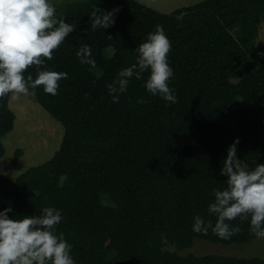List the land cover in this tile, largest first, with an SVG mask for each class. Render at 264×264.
<instances>
[{
	"label": "trees",
	"instance_id": "1",
	"mask_svg": "<svg viewBox=\"0 0 264 264\" xmlns=\"http://www.w3.org/2000/svg\"><path fill=\"white\" fill-rule=\"evenodd\" d=\"M94 1L87 11L58 16L77 31L46 66L68 78L59 82L56 96L42 86L32 95L63 127L60 147L15 180L0 176V210L11 207L10 218H19L60 209L57 232L72 245L76 264H264L259 258L175 252L194 240L227 246L257 238L239 219L230 223L241 232L229 240L191 228L195 215L215 223L207 208L213 190L224 187L220 169L234 140L240 141L243 164H264V56L256 48L264 0H202L169 15L136 0ZM97 8L120 9L112 27L91 29L89 15ZM181 12L187 15L178 22ZM157 25L171 41L169 86L177 103L146 91L148 73L133 78L119 103H112L105 84L135 62V48ZM83 44L92 48L94 68L76 56ZM250 62L259 67L251 70ZM29 73L35 77L36 66ZM9 96L0 97V159L1 139L15 121ZM21 154L18 149L14 164Z\"/></svg>",
	"mask_w": 264,
	"mask_h": 264
},
{
	"label": "clouds",
	"instance_id": "2",
	"mask_svg": "<svg viewBox=\"0 0 264 264\" xmlns=\"http://www.w3.org/2000/svg\"><path fill=\"white\" fill-rule=\"evenodd\" d=\"M119 11L95 9L89 15L91 29H109ZM186 15L181 12L176 20L182 22ZM76 31L75 23L58 18L51 0H0V97L34 96L40 86L44 93L56 96L59 82L68 74L51 70L46 60H52L53 52ZM171 47L165 29L157 25L135 48V62L105 84L112 103H119L130 81L144 79L145 73L148 76L143 86L150 95L168 104L177 103L176 90L169 86L174 79L168 60ZM76 56L82 65L96 66L90 45L79 46ZM30 66H36L35 77L31 73L25 76ZM239 143L236 139L226 149L220 169V175L226 177L224 187L211 194L214 199L207 212L216 218L215 223L195 215L191 230L196 234L206 236L211 230L220 239L229 240L241 232L239 224L230 223L239 219L249 222L250 234L264 238V164H243L238 159ZM11 212V207L0 210V264H76L72 245L63 232H57L63 219L60 209L45 207L39 216L19 218H10ZM162 242L168 243L165 237Z\"/></svg>",
	"mask_w": 264,
	"mask_h": 264
},
{
	"label": "rangeland",
	"instance_id": "3",
	"mask_svg": "<svg viewBox=\"0 0 264 264\" xmlns=\"http://www.w3.org/2000/svg\"><path fill=\"white\" fill-rule=\"evenodd\" d=\"M152 10L169 15L175 10L190 7L202 0H136ZM56 7L57 16H70L81 13L95 6L94 0H51ZM256 48L264 56V22L259 29ZM112 52V49H108ZM257 63L250 62L251 70L257 69ZM236 82L237 79H232ZM240 105V101L236 102ZM8 107L15 116L14 126L10 133L1 139L4 155L0 159V176L9 180L17 179L26 170L40 166L52 159L58 151L63 135V127L49 116L33 99L32 95L13 99L9 96ZM22 154L14 164L16 151ZM179 256L188 254L202 256H222L236 259H264V238H255L244 245H221L201 240H194L190 248L176 250Z\"/></svg>",
	"mask_w": 264,
	"mask_h": 264
}]
</instances>
